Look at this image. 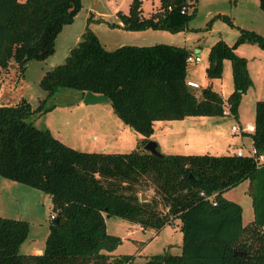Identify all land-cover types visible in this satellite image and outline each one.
Masks as SVG:
<instances>
[{"label":"trees","instance_id":"trees-1","mask_svg":"<svg viewBox=\"0 0 264 264\" xmlns=\"http://www.w3.org/2000/svg\"><path fill=\"white\" fill-rule=\"evenodd\" d=\"M197 1L158 0L157 9L143 17L142 0H130L127 12L118 10L116 16L126 30L177 32ZM257 3L264 13V0ZM80 6V0H0V74L22 73L27 61L50 56L56 35ZM239 43L264 49V35L239 29L231 45L217 40L207 52L209 80L220 78L222 60L229 61L232 90L225 99L209 85L195 93L185 84L190 53L183 47L158 43L108 50L87 25L64 61L45 71L38 85L45 99L57 88L76 90L80 99L86 91L106 96L143 146L156 121L222 116L225 102L237 117L241 96L251 86L245 59L234 53ZM45 99L35 109L23 97L0 105V176L48 194L54 212L39 254L18 252L26 221L0 217V264H264V162L257 166L252 157L231 153L78 151L26 121L42 110ZM253 125L249 140L258 155L264 154V99L254 102ZM244 180L253 215L246 225L241 207L222 195ZM146 185L153 196L143 201L137 192ZM210 195L212 200L206 198ZM110 216L155 231L178 219L180 252L151 255L141 263L132 255H112L121 238L106 232Z\"/></svg>","mask_w":264,"mask_h":264},{"label":"rangeland","instance_id":"rangeland-1","mask_svg":"<svg viewBox=\"0 0 264 264\" xmlns=\"http://www.w3.org/2000/svg\"><path fill=\"white\" fill-rule=\"evenodd\" d=\"M129 1L80 0L81 6L72 22L62 26L56 35L54 51L50 56L40 61H27L22 73L10 69L9 72L0 74V104H14L23 97L31 109H35L46 98L45 91L38 85L40 77L45 71L64 61L69 47H73L80 39L86 25L108 50L120 45L148 46L158 43L183 47L190 55H196L200 59L196 64H187L186 79L196 82L199 87L209 85L221 97H227L232 89L230 64L227 59H223L220 78L207 79L205 67L209 47L217 40L231 45L239 29L252 30L264 35V13L259 9L257 0H198L193 6V15L185 27L177 32L159 28L141 30L122 28L116 11H126ZM96 5H100L104 12L96 11L94 9ZM140 7L142 16L148 17L152 10L157 9L158 0H142ZM186 11L190 12L191 8H187ZM222 16L227 17L231 24ZM88 17H91L89 21ZM118 22L120 24H117ZM234 53L245 59L251 79V86L240 99L239 115L242 118L240 123L243 124L253 120L254 100L264 99V49L255 44L239 43L235 46ZM190 89L195 93L199 90ZM79 97L80 94L76 90L57 88L51 97L44 100L42 110L31 113L26 121L36 128H47L56 139L78 151H100L102 146L106 147L105 152L110 153H123L132 149L144 150L137 141L139 135L124 127L108 102L88 105L83 104ZM51 105L52 109L43 111L45 107ZM180 121L170 122L174 126H185L202 134L189 136L184 128L177 134L163 137V132L157 124L154 132L158 138L163 137L159 139L161 143L157 147L159 153L164 149L163 143L168 146L169 154L220 155L230 154V148L235 149L242 145L249 147L248 134L240 136L231 132L230 126L235 121L230 114L195 116ZM247 184V180H244L222 194L241 207L242 224L249 223L253 217ZM137 195L142 197L143 201L149 200L153 196V190L146 185L138 190ZM160 210L162 208L159 209L162 213ZM51 215L54 216V212L48 194L0 176V217L27 222V236L18 247L20 254L33 253V249L42 250ZM105 230L108 234L121 238V243L111 254L132 255L136 263L145 261L151 255L180 252L181 232L179 220L176 218L155 231L110 216L105 218ZM261 231L264 232V228Z\"/></svg>","mask_w":264,"mask_h":264},{"label":"built area","instance_id":"built-area-1","mask_svg":"<svg viewBox=\"0 0 264 264\" xmlns=\"http://www.w3.org/2000/svg\"><path fill=\"white\" fill-rule=\"evenodd\" d=\"M181 12H183V10H181ZM200 59L198 56L196 55H190L188 54L186 56V62L187 64L189 63H193V64H196L197 62H199ZM185 84L190 87V88H199V85L192 81V80H185ZM229 104L227 102L224 103V106L221 110V115L223 116H226V115H229ZM230 130L233 134H237V135H242V134H247V133H251L254 131V125H253V122L251 123H245V124H239V123H234V124H231L230 126ZM230 153L231 154H234L236 156H248V157H252L257 166L261 165L263 162H264V154H257L256 153V149L251 145V142L249 143V147H244L242 145V147H237V148H230L229 149ZM208 200H212V195L206 197ZM212 204H214L212 202ZM50 218H54V216H50ZM138 225V224H136Z\"/></svg>","mask_w":264,"mask_h":264},{"label":"crops","instance_id":"crops-1","mask_svg":"<svg viewBox=\"0 0 264 264\" xmlns=\"http://www.w3.org/2000/svg\"><path fill=\"white\" fill-rule=\"evenodd\" d=\"M130 2V1H129ZM129 4V3H128ZM128 8V7H127ZM155 10H152L150 13H152V12H154ZM104 12V11H103ZM122 12V11H121ZM127 12V10L126 11H124L123 13H126ZM148 15H150V14H148ZM147 15V16H148ZM141 16H142V14H141ZM117 24H120L119 22L117 23ZM79 41V40H78ZM78 41H76V43L78 42ZM74 43H75V41H74ZM76 43H75V45H76ZM101 43V42H100ZM73 44V43H72ZM102 44V43H101ZM74 45V46H75ZM103 45V44H102ZM104 46V45H103ZM70 48H72V47H69V49L68 50H70ZM185 79H186V76H185ZM186 80H191V79H186ZM232 90V89H231ZM230 90V91H231ZM230 91H229V93H230ZM228 93V94H229ZM80 98V97H79ZM223 99H225L226 97H222ZM241 99H242V97H241ZM79 100H81V99H79ZM257 99H255L254 100V102L256 101ZM81 102V101H80ZM92 105H96V104H92ZM240 105H241V100H240V103H239V106H238V108H237V117L236 118H234V121L236 122V123H239V124H241L242 125V123H240V122H242V118H241V116L239 115V110H240ZM253 106H254V103H253ZM253 115H254V113H253ZM191 117H195V116H189V117H185V118H183V119H187V120H189ZM183 119H181V120H183ZM170 121H172V120H161V121H156V122H154L153 123V133H152V135L150 136V139H154L155 141H156V143H157V147L158 146H160V141H159V139H162L164 136H170L171 134H173V133H175V134H177V133H179L181 130H183L184 128H185V126H183V127H179V126H174V124H171L172 122H170ZM180 121V120H179ZM181 122V121H180ZM251 122H253V120L252 121H247L246 123H251ZM122 123V122H121ZM123 124V123H122ZM157 124H159V129H160V131H162L163 133H162V136L163 137H161V136H159V138L156 136V134H155V132H154V128H155V125H157ZM243 124H245V123H243ZM124 125V124H123ZM124 127H127L126 125H124ZM129 128V127H128ZM128 131H130V132H133L130 128H129V130ZM184 131H186V132H188L187 134L190 136V135H192V134H194V135H201L202 133L201 132H197V131H194V130H192V129H190V128H188V127H186L185 129H184ZM183 132V131H182ZM139 138H140V136H139ZM138 138V139H139ZM242 144V143H241ZM163 145V147H164V149L162 150V153H164V154H169L168 153V146L167 145H165L164 143L162 144ZM105 150H106V147H101V150L100 151H95V152H105ZM248 224V223H247ZM242 225H246V224H242ZM32 252L33 253H31V254H39V253H41V250L40 249H33L32 250Z\"/></svg>","mask_w":264,"mask_h":264},{"label":"water","instance_id":"water-1","mask_svg":"<svg viewBox=\"0 0 264 264\" xmlns=\"http://www.w3.org/2000/svg\"><path fill=\"white\" fill-rule=\"evenodd\" d=\"M94 9L98 12L104 11L100 5H96L94 7ZM104 102L109 103V99L106 96L94 94L90 91H86L82 97V103L83 104L92 105V104H98V103H104ZM143 149L146 150L147 152L153 154V155H156V156H158L160 154L159 151L157 150V143L155 142V140H152V139H149L143 145ZM141 199H142V197H140V200ZM55 222H57L56 218H55Z\"/></svg>","mask_w":264,"mask_h":264}]
</instances>
